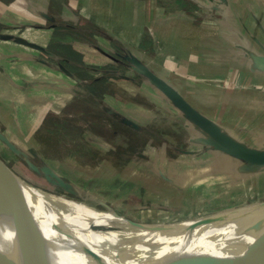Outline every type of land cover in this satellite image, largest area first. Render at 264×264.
Here are the masks:
<instances>
[{
	"label": "crops",
	"instance_id": "crops-1",
	"mask_svg": "<svg viewBox=\"0 0 264 264\" xmlns=\"http://www.w3.org/2000/svg\"><path fill=\"white\" fill-rule=\"evenodd\" d=\"M6 29L28 31L16 37L37 46L7 40V49L0 47V131L16 148H26L20 109L30 99L55 104L79 95L84 102L85 88L99 84L86 93L101 95V110L132 107L142 94L133 76L149 72L202 115L220 109L216 129L264 153V0H3L0 33L10 35ZM39 30L45 48L32 38ZM185 124L191 146L206 150L184 164L180 156L161 159L151 169L163 195L158 202L172 192L182 218L241 204L246 192L264 189V164L216 148L210 135ZM61 164L69 178L112 172Z\"/></svg>",
	"mask_w": 264,
	"mask_h": 264
},
{
	"label": "rangeland",
	"instance_id": "rangeland-1",
	"mask_svg": "<svg viewBox=\"0 0 264 264\" xmlns=\"http://www.w3.org/2000/svg\"><path fill=\"white\" fill-rule=\"evenodd\" d=\"M6 33L29 36V32L23 29H6ZM32 38L45 48L44 31L33 32ZM7 40L19 44L12 39H0V47L7 49ZM8 47L9 52L14 50L10 45ZM133 77L142 85V94L135 98L132 107L118 105L116 109L101 110V95L98 94L94 99L93 95L86 93L91 92L92 88L100 90L102 86L99 84L90 89L85 88L84 102L78 99L79 95L60 99L55 104L36 103L39 100L30 99L20 109L23 121L28 123V138L24 142L26 148L8 149L0 141V159L3 162L0 161L9 166L4 164L5 169L45 193L74 199L85 198L96 207L109 210L134 223L160 224L207 217L205 223L212 224L213 216L234 215L244 208L264 203L262 189L253 193L246 192L241 204L181 218L179 213L176 214L175 210L178 209L172 205V192L168 194L171 197L165 196L164 203L158 202L163 195L157 194L156 190L160 186L154 182L151 169L161 159L173 162L181 158L184 164L191 159L203 157L202 150L206 148L191 146L192 138L185 124L187 117L176 105L178 97L185 101L181 95L165 94L161 92L163 86L160 85L161 88L141 76ZM185 102L189 103L188 100ZM219 110L214 117L218 116ZM201 111L211 119L196 112L213 124L214 129L219 127L215 125L212 111ZM218 131L221 132V129ZM210 138L216 148H225L218 143V138ZM198 140L202 142L206 138L199 136ZM67 160L89 171L100 169L103 172L108 169L112 172L70 174L69 178L62 171L61 164ZM72 182L75 186L79 185V188L75 189L73 184H69ZM162 188L164 191L172 190L173 186H164L163 183Z\"/></svg>",
	"mask_w": 264,
	"mask_h": 264
},
{
	"label": "bare ground",
	"instance_id": "bare-ground-1",
	"mask_svg": "<svg viewBox=\"0 0 264 264\" xmlns=\"http://www.w3.org/2000/svg\"><path fill=\"white\" fill-rule=\"evenodd\" d=\"M2 162L0 252L19 264H206L264 239V203L213 216L212 224L134 223L85 198L45 193Z\"/></svg>",
	"mask_w": 264,
	"mask_h": 264
},
{
	"label": "water",
	"instance_id": "water-1",
	"mask_svg": "<svg viewBox=\"0 0 264 264\" xmlns=\"http://www.w3.org/2000/svg\"><path fill=\"white\" fill-rule=\"evenodd\" d=\"M0 39H12L15 42L25 44L29 47L37 48L35 44L24 41L21 38L12 35H0ZM60 68L63 70L62 67ZM145 74L148 82L156 84L159 87L163 86L161 92L165 94L176 95V93L173 92L166 84L158 80L151 73L146 72ZM176 105L178 106L179 109L183 111L188 121L193 123L204 133L210 135V137L218 138L219 139L218 143L221 144L222 147H225L224 150H230L233 153L238 152L240 157L252 163L264 164V153L259 151H254L248 148H242L239 145L235 144L223 132H219L217 129H214L212 124L208 123L202 115L198 114L183 99L178 97L176 101ZM0 141L8 149H14V146L1 133H0ZM0 264H19V263H17L11 256L5 255L0 252ZM206 264H264V239L256 238L252 240L244 247V250L240 255H236L230 258L218 257L209 261Z\"/></svg>",
	"mask_w": 264,
	"mask_h": 264
}]
</instances>
